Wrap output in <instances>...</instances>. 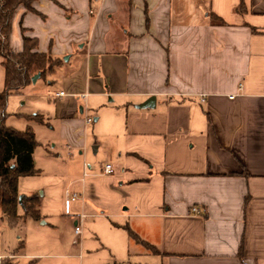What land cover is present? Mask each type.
<instances>
[{
	"label": "crops",
	"instance_id": "obj_1",
	"mask_svg": "<svg viewBox=\"0 0 264 264\" xmlns=\"http://www.w3.org/2000/svg\"><path fill=\"white\" fill-rule=\"evenodd\" d=\"M32 7L40 14L15 11L10 41L23 50V27L62 60L52 72L72 172L65 200L77 195L66 215L118 219L126 264H264V0Z\"/></svg>",
	"mask_w": 264,
	"mask_h": 264
},
{
	"label": "rangeland",
	"instance_id": "obj_2",
	"mask_svg": "<svg viewBox=\"0 0 264 264\" xmlns=\"http://www.w3.org/2000/svg\"><path fill=\"white\" fill-rule=\"evenodd\" d=\"M57 71L32 82L20 93L11 94L8 100L7 125L19 130L31 126L36 134L38 145L34 159L40 172L21 177L19 192L26 196L38 195L42 218L28 216L12 224L0 207V264L9 261H17V264H126V253L117 252L114 244L117 238L114 231L127 237L125 230H115L118 219L87 216L77 235L75 218L65 213V184L72 172L69 171L65 124L57 113L54 99L60 88ZM18 114H41L44 118L43 121L29 120ZM91 127L87 131L90 140L93 139ZM88 147L91 155L105 165L107 155L102 150L96 153L91 142ZM23 214V207L19 205L17 215ZM16 251L21 256L15 260L10 255Z\"/></svg>",
	"mask_w": 264,
	"mask_h": 264
},
{
	"label": "trees",
	"instance_id": "obj_3",
	"mask_svg": "<svg viewBox=\"0 0 264 264\" xmlns=\"http://www.w3.org/2000/svg\"><path fill=\"white\" fill-rule=\"evenodd\" d=\"M35 0H0V56L5 68V87L0 91V207L4 215L15 224L19 218L41 219L39 197L37 195L22 196L20 202L19 180L24 176H32L40 171L36 168L34 152L38 145L36 134L31 126L19 130L7 125L10 113L7 111L8 100L11 94L19 93L32 83V77L40 74L46 76L62 62L49 52H40L39 39L26 34L22 27L24 48L16 52L11 47L10 30L12 18L20 5L28 10L40 14L32 3ZM29 120L43 121L41 114H18ZM21 205L24 214L17 215ZM130 236L140 240L138 235L128 228ZM20 248L23 242H20ZM19 248V249H20ZM6 264H17L9 261Z\"/></svg>",
	"mask_w": 264,
	"mask_h": 264
},
{
	"label": "built area",
	"instance_id": "obj_4",
	"mask_svg": "<svg viewBox=\"0 0 264 264\" xmlns=\"http://www.w3.org/2000/svg\"><path fill=\"white\" fill-rule=\"evenodd\" d=\"M58 94L59 95H64L65 91H60ZM92 121H93V118L92 117H88L87 122L91 123ZM105 169H106V172L111 173L112 172V164H107ZM76 198H77L76 194L67 195L66 200H65L66 212H69L70 204H71L72 201L76 200ZM192 210L195 213H198V214L200 213V209L197 206H194L192 208ZM76 223H77V225L75 227V231H76L77 235H80L82 218L77 219Z\"/></svg>",
	"mask_w": 264,
	"mask_h": 264
},
{
	"label": "water",
	"instance_id": "obj_5",
	"mask_svg": "<svg viewBox=\"0 0 264 264\" xmlns=\"http://www.w3.org/2000/svg\"><path fill=\"white\" fill-rule=\"evenodd\" d=\"M66 59H68V57H66ZM40 78V74L38 73V74H36L35 76H33L32 77V82L33 83H36V81L38 80ZM154 101V97H152V98H150L149 100H148V102L147 103H145L144 105H143V107H151L152 105H151V103ZM22 201V195H20V202Z\"/></svg>",
	"mask_w": 264,
	"mask_h": 264
}]
</instances>
